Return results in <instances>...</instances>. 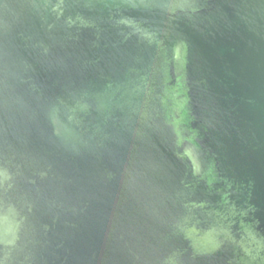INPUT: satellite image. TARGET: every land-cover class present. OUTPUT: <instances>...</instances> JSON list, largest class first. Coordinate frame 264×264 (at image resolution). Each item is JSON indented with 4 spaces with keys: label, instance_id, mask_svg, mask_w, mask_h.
Returning a JSON list of instances; mask_svg holds the SVG:
<instances>
[{
    "label": "water",
    "instance_id": "1",
    "mask_svg": "<svg viewBox=\"0 0 264 264\" xmlns=\"http://www.w3.org/2000/svg\"><path fill=\"white\" fill-rule=\"evenodd\" d=\"M0 264H264V0H0Z\"/></svg>",
    "mask_w": 264,
    "mask_h": 264
}]
</instances>
